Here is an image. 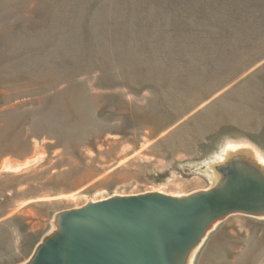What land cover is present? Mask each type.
<instances>
[{
	"label": "rangeland",
	"instance_id": "1",
	"mask_svg": "<svg viewBox=\"0 0 264 264\" xmlns=\"http://www.w3.org/2000/svg\"><path fill=\"white\" fill-rule=\"evenodd\" d=\"M230 153L264 198V0H0V264L90 204L226 189ZM251 211L188 264H264Z\"/></svg>",
	"mask_w": 264,
	"mask_h": 264
},
{
	"label": "water",
	"instance_id": "2",
	"mask_svg": "<svg viewBox=\"0 0 264 264\" xmlns=\"http://www.w3.org/2000/svg\"><path fill=\"white\" fill-rule=\"evenodd\" d=\"M227 175L228 188L181 202L149 194L102 201L71 212L62 232L40 248L33 260L35 264H169L164 243L184 242L190 234L181 233L185 223L198 214L214 219L226 210L260 212L257 203H264L261 187L251 184L253 179L243 182L239 173L232 176L235 182L228 170Z\"/></svg>",
	"mask_w": 264,
	"mask_h": 264
},
{
	"label": "bare ground",
	"instance_id": "3",
	"mask_svg": "<svg viewBox=\"0 0 264 264\" xmlns=\"http://www.w3.org/2000/svg\"><path fill=\"white\" fill-rule=\"evenodd\" d=\"M230 154L231 155H227L228 159L226 160L225 163H222L220 164V166L215 167V173H216L215 179H217L215 182L217 185L225 184L229 180L228 175H227V170L229 166L233 164L237 165L239 163V159L242 158L239 155H242L243 153H239V155L237 153L236 154L230 153ZM15 165H10V163L3 164L2 170L8 171V170H12L13 168H17V166ZM231 181L235 182L237 181V178L232 177ZM146 195H149V194H145L141 196H146ZM150 195L158 196L157 194H153V193ZM190 197L191 196L183 197L182 195L180 196L178 195L177 197H173V198L175 199V201L181 202L180 200L189 199ZM179 204L183 205V203H179ZM257 207L260 208L261 213H264V203L263 202L259 201L257 203ZM215 219L217 218L208 219L207 214H204V213L198 214L197 216L193 218V220H188L187 223H185V226L181 233L188 235L190 231V234L184 242L178 243L176 241L168 240L166 243H164L163 246L166 250V257H168L169 259V264H188L193 251L201 243V239L197 240L198 236L201 235V233L202 235L205 233L206 227L211 228L213 226V222L215 221ZM65 237H66L65 235L60 237V239L63 240L61 244H64ZM61 249L63 252L64 251L63 245ZM29 264H35V260H32Z\"/></svg>",
	"mask_w": 264,
	"mask_h": 264
}]
</instances>
